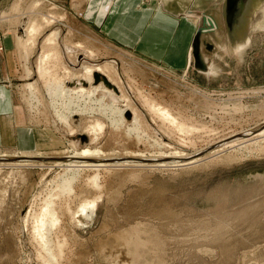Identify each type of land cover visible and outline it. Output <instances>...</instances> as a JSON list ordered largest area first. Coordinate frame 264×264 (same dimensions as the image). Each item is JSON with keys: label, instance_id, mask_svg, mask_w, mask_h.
<instances>
[{"label": "rangeland", "instance_id": "374dc122", "mask_svg": "<svg viewBox=\"0 0 264 264\" xmlns=\"http://www.w3.org/2000/svg\"><path fill=\"white\" fill-rule=\"evenodd\" d=\"M115 2L0 0V31L13 33L18 54L14 97L37 132V148L29 154L40 158L20 159L16 147L0 146L11 155L0 158V264H264V137L220 149L230 135L264 126V4L261 13L255 4L257 12L245 16L243 42L230 38L222 0H198L188 10L197 14L196 23L202 13L220 16L221 23L199 31L189 61L173 71L114 42L107 25ZM50 16L56 21L42 27ZM27 21L41 29L23 47L18 27ZM50 30L58 31L59 45L47 47L51 55L40 76L42 41ZM71 44L76 53L65 49ZM104 63L114 66L118 90L103 87L128 105L122 117L97 108L93 97L78 102L58 90L65 72ZM151 101L174 121L151 109ZM95 122L102 128L94 135L88 125ZM86 146L105 155L92 161H121L67 166L77 159L62 156ZM87 201L95 202L92 217L89 208L79 223L73 213ZM47 205L56 221L35 230Z\"/></svg>", "mask_w": 264, "mask_h": 264}, {"label": "crops", "instance_id": "0c3cea01", "mask_svg": "<svg viewBox=\"0 0 264 264\" xmlns=\"http://www.w3.org/2000/svg\"><path fill=\"white\" fill-rule=\"evenodd\" d=\"M164 1L172 9L189 10L196 6L198 0ZM259 6L256 9L259 8L261 13L263 8ZM189 13H169L163 8L161 0H150V3L143 0H116L107 28L112 31L110 35L119 47L134 50L156 62H165L169 69L175 71L189 61L198 26L194 16L197 14ZM14 41L13 33L9 35L6 29L0 31V146L32 151L37 148V132L34 133L28 126L12 89L14 79L19 76Z\"/></svg>", "mask_w": 264, "mask_h": 264}, {"label": "bare ground", "instance_id": "6f19581e", "mask_svg": "<svg viewBox=\"0 0 264 264\" xmlns=\"http://www.w3.org/2000/svg\"><path fill=\"white\" fill-rule=\"evenodd\" d=\"M243 2V1H242ZM260 2H262V3H260ZM264 2V0H259V3L260 4H264L263 3ZM255 4H258V1L257 0H246L245 2H243V5H242V7L244 8V17L245 16H247V14L248 13H250V11H252V13L253 12H257L256 10H254V5ZM260 4H258V5H260ZM40 5V4H39ZM53 5V4H52ZM253 5V6H252ZM80 7V6H79ZM31 9H32V7H31ZM32 11V10H31ZM30 11V12H31ZM35 12V11H34ZM37 12V11H36ZM262 12V11H261ZM28 13V12H27ZM41 13V12H40ZM30 15V14H29ZM222 15H223V13H222ZM31 16V15H30ZM52 16H53V14H52ZM60 16V15H59ZM34 17V16H33ZM37 17V16H36ZM43 17H46V16H43ZM214 17V20L218 23L217 24V28H219V24L221 23V22H218L217 21V17H219L220 18V16H213ZM243 16H240V18L236 21V23L233 25V31H232V34H229L230 35V38L231 39H239V40H243V42H246L247 40H248V36H247V34H245L244 33V28H243V25L245 26V24H246V22H247V19L245 20V19H243L242 18ZM49 18H51V19H49ZM49 18H45L44 19V24H42L41 26L42 27H44V26H46L47 27V25H49L50 23H53V22H55L56 20H53L52 18H54V17H49ZM224 18V17H223ZM33 19H36V18H33ZM48 19V20H47ZM55 19H57V18H55ZM60 19V18H59ZM240 19H242L241 20V22H239L240 21ZM249 22V21H248ZM42 23V22H41ZM39 24V23H38ZM19 27H18V29L21 31L20 32V34H19V36H18V38L20 39V40H22L23 41V47L24 46H27V44L29 43V41H32V38H35L34 36H36V34H37V32L38 31H40L39 29H41L39 26H40V24L39 25H36V22L34 23L33 21H27V23H22V22H20L19 23ZM198 25L200 26V22L198 23ZM22 26V27H21ZM198 27V26H197ZM207 27V26H206ZM201 28V27H200ZM216 28V29H217ZM207 29V28H206ZM43 31V30H42ZM41 33V32H40ZM235 33H237V35H238V37H235L234 35H235ZM211 34H212V36H213V38L215 39V40H217L216 39V37L218 38V36L216 35V32H215V34H214V32L213 31H211ZM45 38L43 39V48H41V49H44V52L43 53H41L40 54V58H39V61H38V65H37V72L40 74V76H42L43 74L42 73H45V71H46V69H47V67H45V62H46V60H47V58L49 57V54L51 55V53H49L48 51H49V49H51L50 47H54L55 45H57L58 43H57V40H59V38H60V36H59V34H58V31L57 30H50L49 31V33L48 34H46L45 36H44ZM67 39V38H66ZM218 42H221L220 40H217ZM63 42H65V41H63ZM31 43V42H30ZM30 43H29V45H30ZM33 43H34V41H33ZM32 43V44H33ZM28 45V46H29ZM34 45V44H33ZM51 45V46H50ZM59 45V44H58ZM72 45V44H71ZM21 46H22V44H21ZM42 46V45H41ZM66 46V45H65ZM47 47L49 48L47 51H46V49H47ZM242 46L240 45L239 46V48H241ZM55 48V47H54ZM40 49V48H39ZM65 49L66 50H68L69 52H73V53H76V51H78V48L75 46V45H72V46H66L65 47ZM191 49H192V47H191ZM23 51L25 50V49H22ZM52 50H53V48H52ZM55 50V49H54ZM30 51V50H29ZM56 51V50H55ZM86 51V50H85ZM26 52V51H25ZM50 52H52V51H50ZM59 52V51H58ZM191 52H192V50H191ZM54 53H56V52H54ZM86 53V52H85ZM78 54V53H77ZM91 55V52H90V50L89 51H87V55ZM54 55H56V54H54ZM76 55V54H75ZM75 55H73V57L75 56ZM89 55V56H90ZM26 56V55H25ZM53 56V55H52ZM51 56V57H52ZM27 57V56H26ZM26 57H24V67L26 68L27 67V59H26ZM56 57V56H55ZM60 60V59H59ZM50 61V60H49ZM80 63V62H79ZM87 64V63H86ZM86 64H82L80 67H81V70H80V72H76V73H74V72H72V73H70V72H68V73H66L65 72V76H63L62 78H61V80H59L58 82V90H60V95H62V93H63V95L64 94H67V95H72V94H74L75 95V97H77V98H75V99H77L78 100V102H79V99H87V98H90V97H93L92 98V102L91 103H93L94 105H96L97 106V108L99 107V108H103L104 110H108V111H110V113L111 112H113V113H115V112H117V114L118 115H120V117H122L123 116V114L125 113V111H127V106L128 105H126V100L123 98V96H121V97H119V98H116V96H115V93H114V91H116V90H118V89H116V87L114 86V85H112V83H114V80L115 81H117L116 79H114L115 78V76H116V72H115V70H114V66H112V64H109V63H104V64H97V65H95V64H93V65H86ZM80 65V64H79ZM49 66V65H48ZM69 70V69H68ZM49 71V70H48ZM66 71V70H65ZM42 74V75H41ZM46 74H48V72H46ZM52 75V74H51ZM55 75V74H54ZM45 76V75H44ZM46 78V77H45ZM57 79V78H56ZM56 81V80H55ZM54 82V81H53ZM92 82H94L95 83V86H93L92 85ZM71 84V86L69 87L68 85V87L66 86V84ZM32 84L33 83H30V84H28V86H32ZM56 84V83H55ZM55 84H53V85H55ZM51 85H52V83H51ZM57 85H55V86H57ZM88 85V87H84V86H87ZM106 86V88H109V89H113L114 91H110L109 89H105L104 87ZM49 88H51V87H49ZM54 88H56V91L58 92V90H57V87H54ZM53 88V89H54ZM55 91V90H54ZM59 93V92H58ZM56 95H57V93H56ZM60 95H58V96H60ZM62 95V96H63ZM66 95V96H67ZM73 96V95H72ZM71 96V97H72ZM64 97V96H63ZM70 97V98H71ZM145 97V96H144ZM143 97V98H144ZM147 97V96H146ZM145 97V98H146ZM149 98V97H148ZM67 99V101H72V99L71 100H68L69 98H66ZM152 99V98H151ZM150 99V100H151ZM74 100V99H73ZM143 100V99H142ZM153 101H155L154 99H152ZM82 101H84V100H82ZM86 101V100H85ZM91 101V100H90ZM89 101V102H90ZM140 101V100H139ZM145 100H143V102H144ZM147 101V100H146ZM76 102V101H75ZM156 102V101H155ZM155 102H149L148 103V105H150L149 107L151 108V109H153L154 111H156L157 113H158V115H160V116H162L163 118H167L166 120L168 121V120H171V121H174V119H175V117H171V115H170V113H168V111L167 110H165V109H163V108H161V107H158V105H157V103L156 104H154ZM72 103H74L73 101H72ZM65 103H63V105H64ZM68 102L66 103V107L68 108ZM74 104H77V103H74ZM73 104V105H74ZM147 104V103H146ZM145 104V105H146ZM160 105V104H159ZM65 106V105H64ZM71 106V104L69 105V107ZM75 106V105H74ZM84 105H82L81 107H83ZM92 106V105H91ZM95 106V107H96ZM80 107V108H81ZM165 107V106H164ZM66 108V109H67ZM71 108V107H70ZM76 108H78V105H76ZM85 108V107H84ZM89 108V107H88ZM91 108H93V107H90V109ZM213 108V107H212ZM66 109H64V110H66ZM75 109V108H74ZM149 109V108H148ZM63 109H62V111H64ZM67 110H69V109H67ZM83 111L84 110H87V109H82ZM72 111V110H71ZM75 112H77L76 110H74ZM81 111V110H80ZM88 111V110H87ZM87 111H85L84 112V114H86V112ZM90 111V110H89ZM135 110H132V114H133V119L135 120V121H137L136 119H135V112H134ZM151 111V110H150ZM65 112H67V113H69L68 111H65ZM79 112V111H78ZM103 112V111H102ZM105 112V111H104ZM61 113V112H60ZM59 113V114H60ZM64 113V112H63ZM81 113V112H80ZM75 114V113H74ZM88 114V113H87ZM155 114V113H154ZM58 115V114H57ZM64 115V114H63ZM63 115H58V116H60L61 118H62V121H64L65 120V117L63 116ZM66 115V114H65ZM68 115V114H67ZM66 115V116H67ZM69 116H70V114H69ZM63 117H64V120H63ZM214 118V117H213ZM61 120V119H60ZM162 120V119H161ZM66 121V120H65ZM64 124H65V122H64ZM67 124V123H66ZM65 124V125H66ZM179 124V123H178ZM180 125V124H179ZM67 126H68V124H67ZM88 127H89V129H90V132H92V133H94V135L97 133L96 132V130H98V131H100V129L102 128V125L99 123V122H95L94 124H92L91 126H89L88 125ZM194 127V126H193ZM263 127V128H262ZM262 127H258V128H256V129H251V130H247L246 132H242V133H239V134H237V135H235V136H231L230 135V138L228 137L227 139V143H224V142H221V144L220 145H222V144H224V145H222V147L220 148L221 150L223 149V148H225L226 149V147H232V146H234V145H240V144H243L244 143V145H245V147H246V144H245V142H247V141H251V140H254V139H258V138H260L261 139V137H264V126H262ZM68 128H69V126H68ZM178 128H183V126L182 127H178ZM177 128V129H178ZM185 128V127H184ZM189 128V127H188ZM259 128H261L260 130H258ZM85 129V128H84ZM191 129V128H190ZM72 130H74V129H72ZM181 130V129H180ZM182 130H184V129H182ZM181 130V131H182ZM185 130H186V128H185ZM192 130V129H191ZM258 130V131H257ZM70 131H71V129H70ZM87 131H89V130H87ZM187 131H188V129H187ZM185 132V131H184ZM189 132V131H188ZM71 133H72V131H71ZM93 135V138L90 140V144H91V142L93 141H95L96 139V136H94ZM250 135V136H249ZM98 137V136H97ZM234 137H237V138H239V139H236V138H234ZM240 137H242V138H240ZM234 138V139H233ZM95 139V140H94ZM229 139H232V140H229ZM264 139V138H263ZM259 140V139H258ZM219 141V140H218ZM226 141V140H225ZM252 142V141H251ZM250 142V143H251ZM248 143V142H247ZM169 146V145H168ZM218 147H220V146H218ZM218 147H216V148H218ZM241 147V146H240ZM242 148V147H241ZM220 149H216V150H213L212 152H214V151H218V150H220ZM224 149V150H225ZM234 149V148H233ZM63 151V150H62ZM23 152V155L24 154H29L30 152L29 151H22ZM211 152V153H212ZM219 152V151H218ZM174 153V152H173ZM20 154V153H19ZM128 154V153H127ZM172 154V153H171ZM201 154H203V152H200V155ZM21 155V154H20ZM23 155H21L22 157L20 158V159H24V160H26V159H32V160H40V158H38V157H31L30 156V154H29V156H27L26 157V155L25 156H23ZM138 155V156H137ZM137 155H129L130 157H135V156H137V157H139V156H141V157H144V156H142V155H140V154H137ZM7 156H10L11 157V155H8V154H6V152L5 153H1L0 152V158H4V157H7ZM12 156H14V155H12ZM105 155H104V153H101L100 152V150H98V149H91V147H84V148H82V149H79L78 151H74L73 153H71L70 155H66V156H62V158H66V159H68V158H74V159H77V161H85V162H83V163H80V164H75L74 162H77L76 160H73V161H70V162H73V164L72 163H66V165L67 166H74V167H83V168H99L100 166H108V165H110V164H103V163H99V161H108V162H117V161H121V159H94L93 161H92V159H90V158H92V157H99V158H102V157H104ZM173 156H175V157H182V154H180V153H178V152H175V154L173 155ZM28 157H30V158H28ZM83 157H89V159H85V158H83ZM36 158V159H35ZM50 159H52V158H50ZM130 159V158H129ZM196 159V158H195ZM193 159L192 161H187V163L185 162V163H183V164H181V165H185V164H193V162L195 163V161H197L198 159ZM61 161V160H60ZM87 161V162H86ZM88 161H91V162H88ZM167 162V161H166ZM171 162H172V160H171ZM161 163V162H160ZM42 164V163H41ZM122 164V163H121ZM165 164V163H164ZM116 165H119V164H116ZM139 165V164H138ZM144 165V164H143ZM112 166V165H111ZM120 166V165H119ZM135 166H136V164H135ZM101 168V167H100ZM118 168V167H117ZM46 204H48L49 205V203H46ZM45 204V205H46ZM80 204V203H79ZM46 206V207H44L43 209H42V212H41V214L39 215V217L37 218V219H35L34 221L35 222H37L38 223V225L37 226H35V230H39V228L41 227V229H43L44 227H45V229H47V227H46V224L47 223H50V222H55L56 221V217H54V212L52 211V209H50V205L49 206ZM94 205H95V202L94 201H92V202H90V201H87V202H83L79 207H78V209L73 213V219L75 220V221H77V222H79L80 220H79V216L81 215V214H84L85 213V211L87 210V209H89L90 208V214H89V212L87 213L86 212V214H89V216H87L86 214H84V215H86L87 216V219H91V217H92V212H93V209H94ZM46 215H48L46 218H45V216ZM83 219V218H82ZM83 220H85V219H83ZM86 221V220H85ZM80 223V222H79ZM84 223V222H83ZM44 247V246H43Z\"/></svg>", "mask_w": 264, "mask_h": 264}, {"label": "water", "instance_id": "95a60500", "mask_svg": "<svg viewBox=\"0 0 264 264\" xmlns=\"http://www.w3.org/2000/svg\"><path fill=\"white\" fill-rule=\"evenodd\" d=\"M163 3V8L174 15H180V14H185V12H188V9L184 10H176L172 9L170 6L166 5L164 0H161ZM246 0H224L223 5H222V13L223 17L225 19L227 29L230 34H232L233 25L236 23V21L240 18V16H243L242 18L245 19L244 17V8L242 7L243 2ZM242 19H240L239 22H241ZM216 24V21L214 20V17L212 15H209L207 13H202L201 14V20H200V26L198 25L193 42H192V49H194V46L196 45V38L198 35L199 31H207L210 32V28ZM207 26V27H206ZM201 27V28H200ZM207 28V29H206Z\"/></svg>", "mask_w": 264, "mask_h": 264}]
</instances>
